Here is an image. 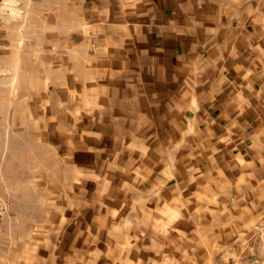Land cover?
Here are the masks:
<instances>
[{
	"label": "crops",
	"instance_id": "1",
	"mask_svg": "<svg viewBox=\"0 0 264 264\" xmlns=\"http://www.w3.org/2000/svg\"><path fill=\"white\" fill-rule=\"evenodd\" d=\"M82 8L109 105L63 129L87 193L58 233L64 263L264 258V0Z\"/></svg>",
	"mask_w": 264,
	"mask_h": 264
},
{
	"label": "rangeland",
	"instance_id": "2",
	"mask_svg": "<svg viewBox=\"0 0 264 264\" xmlns=\"http://www.w3.org/2000/svg\"><path fill=\"white\" fill-rule=\"evenodd\" d=\"M82 2L0 0V264H70L58 233L82 215L87 193L63 129L93 109L90 120L103 123L109 105L88 66L96 46Z\"/></svg>",
	"mask_w": 264,
	"mask_h": 264
},
{
	"label": "built area",
	"instance_id": "3",
	"mask_svg": "<svg viewBox=\"0 0 264 264\" xmlns=\"http://www.w3.org/2000/svg\"><path fill=\"white\" fill-rule=\"evenodd\" d=\"M92 45H93V46H96V42H95V41H93Z\"/></svg>",
	"mask_w": 264,
	"mask_h": 264
},
{
	"label": "bare ground",
	"instance_id": "4",
	"mask_svg": "<svg viewBox=\"0 0 264 264\" xmlns=\"http://www.w3.org/2000/svg\"><path fill=\"white\" fill-rule=\"evenodd\" d=\"M13 2V1H12ZM9 4V3H8ZM10 8H11V6H10Z\"/></svg>",
	"mask_w": 264,
	"mask_h": 264
}]
</instances>
